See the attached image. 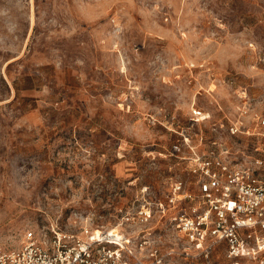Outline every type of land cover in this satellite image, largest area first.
Here are the masks:
<instances>
[{
	"label": "rangeland",
	"instance_id": "1",
	"mask_svg": "<svg viewBox=\"0 0 264 264\" xmlns=\"http://www.w3.org/2000/svg\"><path fill=\"white\" fill-rule=\"evenodd\" d=\"M263 109L264 0H0V249L88 225L151 233L157 264H264L188 250L168 209L195 182L173 146L243 161Z\"/></svg>",
	"mask_w": 264,
	"mask_h": 264
},
{
	"label": "built area",
	"instance_id": "2",
	"mask_svg": "<svg viewBox=\"0 0 264 264\" xmlns=\"http://www.w3.org/2000/svg\"><path fill=\"white\" fill-rule=\"evenodd\" d=\"M205 117L203 110L192 109L193 120ZM255 121L264 138V109L255 113ZM243 127L244 122L238 120L229 125V131L236 135ZM172 151L188 160L195 176L191 183L174 181L169 196L175 230L188 250L193 248L209 260L223 245L231 260L260 259L264 254V142L243 161L231 159L229 147L202 153L190 147L185 155L184 147L176 144ZM140 214L147 220L150 207L144 206ZM150 234L134 239L118 228L88 225L74 231L53 229L51 234L30 231L20 247L0 249V264L161 263L163 256L151 246Z\"/></svg>",
	"mask_w": 264,
	"mask_h": 264
}]
</instances>
